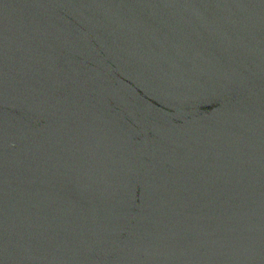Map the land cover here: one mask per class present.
<instances>
[{
    "label": "water",
    "instance_id": "1",
    "mask_svg": "<svg viewBox=\"0 0 264 264\" xmlns=\"http://www.w3.org/2000/svg\"><path fill=\"white\" fill-rule=\"evenodd\" d=\"M0 264H264V0H0Z\"/></svg>",
    "mask_w": 264,
    "mask_h": 264
}]
</instances>
